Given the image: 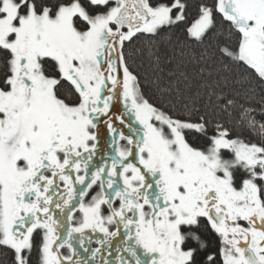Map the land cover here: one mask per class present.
I'll return each instance as SVG.
<instances>
[{
  "label": "snow or ice",
  "instance_id": "obj_1",
  "mask_svg": "<svg viewBox=\"0 0 264 264\" xmlns=\"http://www.w3.org/2000/svg\"><path fill=\"white\" fill-rule=\"evenodd\" d=\"M173 36L192 74L162 84ZM229 84L264 99V0H0V252L264 264V123L240 105L253 142L213 118Z\"/></svg>",
  "mask_w": 264,
  "mask_h": 264
},
{
  "label": "trees",
  "instance_id": "obj_2",
  "mask_svg": "<svg viewBox=\"0 0 264 264\" xmlns=\"http://www.w3.org/2000/svg\"><path fill=\"white\" fill-rule=\"evenodd\" d=\"M195 3V0H192ZM220 39H225V37H220ZM161 51L167 53V56H171L172 63L167 64L165 61L167 57L162 61V66L164 67L165 79L161 81L162 84L167 83V73L169 71H175L177 75H179L182 71H187L192 74V64L191 56L192 53L188 50H184L183 53L180 48L176 47V37L173 36L172 41H161L158 45ZM134 57L136 59V63L139 66V70L142 75H147L149 79H153L156 75L153 66L154 57L148 54L147 49L143 52H135ZM226 94L229 98L235 99L237 101L236 106L231 109L229 112H225L222 108L214 107L215 98H213V103L208 104V107L212 110L213 118L219 119L225 123L226 126L232 128L235 134H238L243 139H251L253 142H258L260 137L252 132L249 128L246 127L244 123L241 121L240 113L242 109L240 105L243 104L245 107H252L255 109L253 115L255 119L261 123H264V115H262V111H264V99H262L261 94L252 95L250 93H246L245 89L237 84H229L227 86L222 85L218 90ZM201 104H207V97L204 96L201 100ZM203 110V109H202ZM0 264H11V257L0 252Z\"/></svg>",
  "mask_w": 264,
  "mask_h": 264
},
{
  "label": "flooded vegetation",
  "instance_id": "obj_3",
  "mask_svg": "<svg viewBox=\"0 0 264 264\" xmlns=\"http://www.w3.org/2000/svg\"><path fill=\"white\" fill-rule=\"evenodd\" d=\"M106 150V149H105ZM93 246H95V245H93Z\"/></svg>",
  "mask_w": 264,
  "mask_h": 264
}]
</instances>
